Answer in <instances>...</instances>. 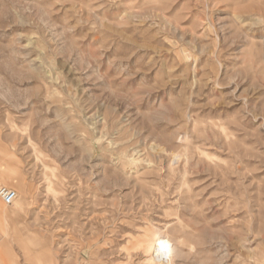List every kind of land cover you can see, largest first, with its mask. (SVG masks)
<instances>
[{"label": "rangeland", "instance_id": "rangeland-1", "mask_svg": "<svg viewBox=\"0 0 264 264\" xmlns=\"http://www.w3.org/2000/svg\"><path fill=\"white\" fill-rule=\"evenodd\" d=\"M3 187L6 264H264V0H0Z\"/></svg>", "mask_w": 264, "mask_h": 264}, {"label": "bare ground", "instance_id": "bare-ground-1", "mask_svg": "<svg viewBox=\"0 0 264 264\" xmlns=\"http://www.w3.org/2000/svg\"><path fill=\"white\" fill-rule=\"evenodd\" d=\"M11 179L15 180L16 177H11ZM4 188H6V187H4ZM0 189H3V188H0ZM6 189H8V188H6ZM9 190H11V189H9ZM11 191L15 192L14 190H11ZM15 194H16V198L12 201L10 206L6 205L0 197V201H1L2 205L11 207L13 202L17 199V193L15 192ZM3 210H5V208ZM143 244H144L145 249L147 250V253L150 254L152 252V255L147 260V264H157L159 262H163V260H166V258H169L168 253H166L164 255L166 247L170 245L168 243V241L165 240V242H161V241H158V239H156L154 236L149 235V236L145 237ZM155 246H157V247L155 248Z\"/></svg>", "mask_w": 264, "mask_h": 264}, {"label": "crops", "instance_id": "crops-1", "mask_svg": "<svg viewBox=\"0 0 264 264\" xmlns=\"http://www.w3.org/2000/svg\"><path fill=\"white\" fill-rule=\"evenodd\" d=\"M1 202V201H0ZM2 204V203H1ZM2 210H3V208L0 206V212H2ZM6 212V213H5ZM11 212H8V211H4V212H2V216L4 217H6L7 218V216H6V214H10ZM0 215H1V213H0ZM7 228L8 227H6V226H4V227H0V235L2 234V235H6V234H8V230H7ZM4 245V243L3 242H1V244H0V264H6V262L8 261V258H7V254L6 253H8L9 255H10V257H11V255L12 254H10V251L9 250H6V248H5V246H3ZM13 258H14V256H13Z\"/></svg>", "mask_w": 264, "mask_h": 264}, {"label": "built area", "instance_id": "built-area-1", "mask_svg": "<svg viewBox=\"0 0 264 264\" xmlns=\"http://www.w3.org/2000/svg\"><path fill=\"white\" fill-rule=\"evenodd\" d=\"M0 197L6 205L10 206L12 201L16 198V194L15 192L3 187V189H0Z\"/></svg>", "mask_w": 264, "mask_h": 264}]
</instances>
